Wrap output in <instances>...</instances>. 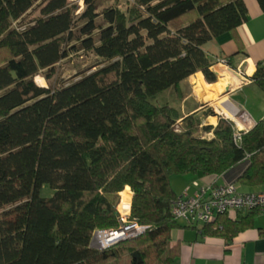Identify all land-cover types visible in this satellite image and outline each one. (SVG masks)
Returning a JSON list of instances; mask_svg holds the SVG:
<instances>
[{
	"label": "trees",
	"instance_id": "16d2710c",
	"mask_svg": "<svg viewBox=\"0 0 264 264\" xmlns=\"http://www.w3.org/2000/svg\"><path fill=\"white\" fill-rule=\"evenodd\" d=\"M81 1L82 9L45 0L40 16L17 28L38 0H0V264H119L124 254L128 264H174L172 231L189 226L171 214V176H217L246 161L239 182L264 186V120L237 143L234 123L213 111L202 116H218L215 127L153 102L169 89L181 101L180 85L196 73L218 82L203 46L235 34L247 6L134 0L123 12ZM78 51L105 63L58 89L35 82ZM252 80L264 90L261 65ZM126 188L130 217L146 232L94 249L97 230L118 228ZM249 217L219 215L202 231L232 242L253 227Z\"/></svg>",
	"mask_w": 264,
	"mask_h": 264
},
{
	"label": "crops",
	"instance_id": "0c3cea01",
	"mask_svg": "<svg viewBox=\"0 0 264 264\" xmlns=\"http://www.w3.org/2000/svg\"><path fill=\"white\" fill-rule=\"evenodd\" d=\"M244 4L248 10V21L238 27L235 34L224 33L203 46L213 64L212 71L218 82L209 84L202 72L196 73L180 85V90L185 95L181 101L177 100L175 90L169 89L159 96L165 98L169 95L171 103L166 97L160 106L169 105L184 118L196 114L202 119L201 115L207 108L222 101L223 107L228 111L244 114L237 123L241 129L245 127L250 131L264 120V90L252 80L264 61V11L257 0H244ZM219 60H226V63L219 64ZM221 95L225 97L218 98ZM203 122L215 127L218 116L206 117ZM247 167L248 163L243 161L222 175H173L170 179L178 197L185 192L193 196L200 188L230 184H234L241 194L264 191V186L253 188L239 182ZM250 213L231 212L228 216L241 221L248 218ZM249 219L252 220L253 227L235 236L232 242H227L222 237L205 236L197 228L173 230L171 246L178 247L180 252L174 264H264V213L256 211Z\"/></svg>",
	"mask_w": 264,
	"mask_h": 264
},
{
	"label": "built area",
	"instance_id": "2783aa9c",
	"mask_svg": "<svg viewBox=\"0 0 264 264\" xmlns=\"http://www.w3.org/2000/svg\"><path fill=\"white\" fill-rule=\"evenodd\" d=\"M218 63L225 64L226 60H219ZM261 66L264 72V61H262ZM239 118L236 119L239 120ZM232 122L235 124L234 126L238 127L234 119H232ZM248 131L246 128L241 129L238 127L234 135L236 142L240 143L242 133ZM256 210L264 213V191L241 194L234 184H230L214 188H200L193 196H190L187 192L181 194L173 202L171 214L177 221L189 227L197 228L202 234V227L207 223L216 221L219 215ZM130 215L131 210L128 214L119 211L118 228L97 230L91 239L92 247L96 250H106L122 243V241L133 240L146 232L147 227L132 220Z\"/></svg>",
	"mask_w": 264,
	"mask_h": 264
},
{
	"label": "rangeland",
	"instance_id": "374dc122",
	"mask_svg": "<svg viewBox=\"0 0 264 264\" xmlns=\"http://www.w3.org/2000/svg\"><path fill=\"white\" fill-rule=\"evenodd\" d=\"M71 1L72 2L76 1L77 3H79V6L81 7V9L83 8V1L81 0H71ZM133 1L134 0H100L99 10H102L103 8L115 6L121 9L123 12H126L128 11V8L133 4ZM44 2L45 0H40V1L38 0V2L34 5V7L29 12H27V14L24 16L22 20L15 22L14 26L19 28L37 19L40 16V10ZM104 63L105 62H103V60L98 59L92 52L78 51L77 53H70V55L67 58H65L64 60H61V62L57 64V66L55 67L53 71V76L50 79H46L45 78L46 72H42L40 75H38L35 78V82L39 86H44L45 88L58 89L66 84H69L70 82L74 80H78V78L80 77L90 74L91 72L102 67ZM163 97L164 96H159L158 98L153 100L154 104L160 105L163 102L162 100H164L166 97H167V101L171 103L172 100L168 98L169 95H166L165 98ZM224 97L225 96L221 95L218 98L222 99ZM226 110H227L226 107H223L222 101H217V103L214 104L213 107H209L205 111H213L216 115L221 116L225 118L226 120L228 119L231 121L232 119L236 121V118H237L236 115H238V118L239 116H244V114H241V113L235 114V112L232 110L231 111L227 110V112H225ZM223 112L224 114L228 115L230 118L224 115ZM205 118L206 117L202 116V120L203 119L205 120ZM237 121L238 123L240 122L238 119ZM240 126H242V124ZM236 129L238 130V127H236ZM211 135L212 134L206 135V136L210 138L213 136ZM45 194L47 195V189H45ZM48 194L51 195L52 193L50 192ZM126 195L130 196V202H131V199H132L131 195L127 193V194H124V197ZM123 202H124V199H123ZM121 204L122 203H120V205ZM128 263H129V257L128 255L124 254L123 260H121L119 264H128Z\"/></svg>",
	"mask_w": 264,
	"mask_h": 264
},
{
	"label": "bare ground",
	"instance_id": "6f19581e",
	"mask_svg": "<svg viewBox=\"0 0 264 264\" xmlns=\"http://www.w3.org/2000/svg\"><path fill=\"white\" fill-rule=\"evenodd\" d=\"M243 114V113H242ZM226 115V114H225ZM226 116H228V115H226ZM229 117V116H228ZM230 118V117H229ZM237 122V121H236ZM238 123V122H237ZM244 127V126H243ZM245 128V127H244ZM244 128H242V129H244ZM130 194L131 195V192L129 191V188H126V190L125 191H123L122 192V204H121V207H120V209H119V211L120 212H122L123 214H128L129 213V211H130V208H131V202H130V196L129 195H126L125 197H124V194ZM132 197V196H131ZM123 199H124V202H123ZM131 201H132V199H131ZM125 206V207H124Z\"/></svg>",
	"mask_w": 264,
	"mask_h": 264
},
{
	"label": "water",
	"instance_id": "95a60500",
	"mask_svg": "<svg viewBox=\"0 0 264 264\" xmlns=\"http://www.w3.org/2000/svg\"><path fill=\"white\" fill-rule=\"evenodd\" d=\"M236 117H238V115H236Z\"/></svg>",
	"mask_w": 264,
	"mask_h": 264
}]
</instances>
